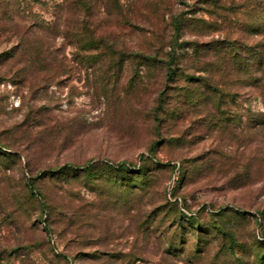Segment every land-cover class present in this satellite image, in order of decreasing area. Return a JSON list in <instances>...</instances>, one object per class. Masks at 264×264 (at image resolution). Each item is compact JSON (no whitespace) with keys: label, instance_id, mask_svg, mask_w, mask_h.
<instances>
[{"label":"rangeland","instance_id":"1","mask_svg":"<svg viewBox=\"0 0 264 264\" xmlns=\"http://www.w3.org/2000/svg\"><path fill=\"white\" fill-rule=\"evenodd\" d=\"M62 1L0 0V264H264V33L245 0H120L133 23L113 26L95 5L111 61L63 37Z\"/></svg>","mask_w":264,"mask_h":264},{"label":"trees","instance_id":"2","mask_svg":"<svg viewBox=\"0 0 264 264\" xmlns=\"http://www.w3.org/2000/svg\"><path fill=\"white\" fill-rule=\"evenodd\" d=\"M143 1L145 0H129L127 3L128 5H130V4L137 3V2L142 3ZM95 5H101V7L105 9L104 12L107 11L106 15H108V21L111 23L112 26H113L112 19L115 20V18H113V16L110 15L111 13H114L116 17L118 18H123L124 22L127 25H132L133 20L129 14L128 5L124 6V4H122L120 0H63L62 3L59 4L57 7L58 13L62 15V17L65 16L63 18V22H64L63 30H62L63 37L66 39L67 38L71 39V41L75 39L74 41H75L76 46L78 47V51H81V52L96 51V54H92V55L85 54L87 59L89 58L103 59L104 58V60L108 59L109 61H111L115 57L118 58V56L125 57V54L119 55L118 53H116L117 51L113 48L112 43L107 41V38L102 37V36L94 37L92 35L93 30H94L93 27L95 26L92 25L88 19L89 17H91L90 15L94 12L93 8L95 7ZM6 8H7V4L4 5L3 10H6ZM239 8L245 11L246 16H247L245 19L246 21L244 24L245 25L244 29L252 33L258 32L257 29H260L259 31L264 33V0H245V2L242 3L239 6ZM1 13H3V15L6 18L5 11L0 12V14ZM183 21L184 20H182V18L180 19L179 16L175 17V20L173 23L175 33H179L181 26L183 24ZM21 41L23 44H21L20 47L22 48V50L26 51V47L28 46L27 44L28 42L26 38L23 39V36H22ZM172 43L174 44L178 43L177 36H174V40L172 41ZM178 47H182V46L178 45ZM252 51H254V47L248 44H244V43L241 46H237V44L234 42V43H229V46L227 45L226 47H223L224 55L230 54L229 59L231 60H234V58L241 53V57L238 60H240L239 62L243 64V66L245 67H248V64L254 61L256 53ZM38 53L39 52H37L36 55H33L32 53H30L29 55L24 56V59L27 60L26 64L28 65L24 68V70L20 74L22 78L27 77V75L31 72V70L33 72L34 70L33 68L43 63V60L40 59V57H38ZM19 57H23V55L20 54ZM128 57L136 58L137 55L129 54ZM139 57H142V56H139ZM8 58H13V55L8 54V52L0 54L1 63H3L4 60ZM119 59L122 60V58H119ZM176 59L177 57L175 54H170L166 60L160 61V63L163 64L164 69L166 71L165 73L166 77H169V79L174 77V71L172 69V66L174 65ZM83 61H84L83 58H81L80 62L83 63ZM146 61H155V60H152V58H146V60H144L143 62H146ZM87 62L89 63L90 61L87 60ZM233 64H230V65H233ZM215 90H217V88H215ZM217 91L221 93V91L219 90ZM164 100L165 98L162 95L158 98V107H161ZM151 150L152 149L150 148V151ZM0 155H1V152H0ZM149 157L150 156L145 157L146 159L145 161L150 160ZM151 169L152 168L143 167L142 169L137 170L136 175L138 178L143 179V177L146 174L152 172ZM65 171H68L67 168H60L59 170L55 172L54 175L61 174L62 172H65ZM138 188L141 189V186L139 185L135 187V189H138ZM191 219L197 220L196 217L194 218L191 217L190 220ZM172 227L176 229V227L173 224H172ZM257 259L258 261H260L259 257H257Z\"/></svg>","mask_w":264,"mask_h":264}]
</instances>
